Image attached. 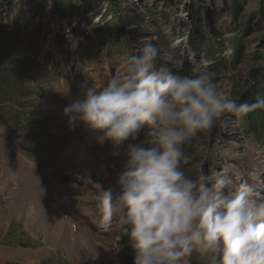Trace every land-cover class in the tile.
<instances>
[{
  "label": "rangeland",
  "instance_id": "374dc122",
  "mask_svg": "<svg viewBox=\"0 0 264 264\" xmlns=\"http://www.w3.org/2000/svg\"><path fill=\"white\" fill-rule=\"evenodd\" d=\"M118 1L133 11L135 26L110 2L90 18L81 0H13L6 31L22 42V71L31 74L26 81L37 110L30 112L35 133L27 137L0 119V264H133L124 226L113 220L108 231L100 227L95 193L84 179L113 187L125 162L114 153L144 141L147 129L117 150L83 124L70 127L64 109L88 87L102 89L123 75L146 42L168 41L159 50L162 62H183L188 75L194 67L212 73L218 90L241 103L246 85L264 71V0ZM105 23L115 26L118 45L96 34ZM211 34L220 49L209 57L203 48ZM246 131L241 116L226 115L196 133L185 145V171L227 169L234 184L264 191V145ZM182 264L201 262L194 252Z\"/></svg>",
  "mask_w": 264,
  "mask_h": 264
},
{
  "label": "clouds",
  "instance_id": "9594fccd",
  "mask_svg": "<svg viewBox=\"0 0 264 264\" xmlns=\"http://www.w3.org/2000/svg\"><path fill=\"white\" fill-rule=\"evenodd\" d=\"M157 56L146 42L123 75L88 87L64 109L70 127L83 124L117 150L147 129L144 141L114 153L125 162L113 187L84 179L100 227L108 231L113 220L124 226L133 264H182L194 252L201 264H264V191L234 184L227 169H184L192 136L226 115L264 110V96L238 102L218 90L212 73L157 68Z\"/></svg>",
  "mask_w": 264,
  "mask_h": 264
},
{
  "label": "trees",
  "instance_id": "16d2710c",
  "mask_svg": "<svg viewBox=\"0 0 264 264\" xmlns=\"http://www.w3.org/2000/svg\"><path fill=\"white\" fill-rule=\"evenodd\" d=\"M85 3L83 13L85 16L94 18L99 14L101 4L103 2H110L114 10H118L119 18L123 22L131 23L135 26V17L133 11H127L118 0H81ZM13 0H0V8L5 7L6 14L2 17L0 15V119L9 126L10 130L19 134L20 136H31L35 133L36 123L33 124L32 116L30 112L37 110L33 108L37 106V94L31 89L30 84L26 80L29 79L31 74L29 72L22 71L26 66V55L23 50L22 42L17 33H8L6 30L9 28V12L12 8ZM5 10V11H6ZM1 18L5 19V23L1 21ZM96 34L100 36H108L109 40L115 41V44H119V40L116 38V28L111 23H105L96 29ZM217 36V33H215ZM211 34L212 42L211 47L205 46L203 52L206 56L211 57L214 50L220 49V44L217 38ZM159 37L154 43H152L158 49V56L156 58V67L161 66L168 67L174 72L180 75H188L184 69V63H178L175 65L173 62H162L159 58V52L161 49H165V45L168 41ZM143 47V46H142ZM255 60L261 61L262 58L256 57ZM259 77L251 83L246 85V94H242L243 102H252L257 95L264 96V71L258 72ZM244 129L247 134L255 136L256 140L264 145V110H257L247 115L241 116ZM142 131L139 133L138 138L144 137Z\"/></svg>",
  "mask_w": 264,
  "mask_h": 264
}]
</instances>
